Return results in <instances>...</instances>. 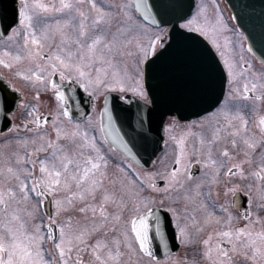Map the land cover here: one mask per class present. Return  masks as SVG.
I'll return each mask as SVG.
<instances>
[{
    "label": "snow or ice",
    "instance_id": "obj_1",
    "mask_svg": "<svg viewBox=\"0 0 264 264\" xmlns=\"http://www.w3.org/2000/svg\"><path fill=\"white\" fill-rule=\"evenodd\" d=\"M236 19L218 0L0 5V264H159L169 229L172 264H264V5L259 55ZM78 89L98 116L74 114ZM124 101L141 131L121 133ZM154 115L146 167L129 141Z\"/></svg>",
    "mask_w": 264,
    "mask_h": 264
},
{
    "label": "water",
    "instance_id": "obj_2",
    "mask_svg": "<svg viewBox=\"0 0 264 264\" xmlns=\"http://www.w3.org/2000/svg\"><path fill=\"white\" fill-rule=\"evenodd\" d=\"M230 9L232 10V14H235L237 16V19L234 20L236 25H240L242 30L247 34L248 32H253L256 36L255 41L253 42L254 51L257 52V54H260L261 48H260V24L258 20V14L260 7L264 5V0H225ZM12 3V0H0V5H10ZM4 87V81L3 79H0V90H2ZM84 93V92H83ZM19 95V94H18ZM115 94H113V100L110 102V107L112 104H115L116 101L114 99ZM131 99V98H130ZM121 107L119 109H114L113 116L115 118V121L117 125L119 126L121 123H123V127L120 128L121 133H129L135 130L136 132L141 131L137 128V113L138 108L136 103L133 102H120ZM69 104L71 105V109L73 110L74 114L79 115V110L82 108L81 105L78 106V98H72L69 101ZM85 110V109H84ZM86 111V110H85ZM87 112V111H86ZM142 115L147 117V109H143L141 112ZM184 119L190 118L187 115L183 116ZM148 121L145 119V126H147ZM159 127V117L158 115H154L153 121H152V130L151 134L147 140V142H144L143 140L133 144L130 140V146L131 150L137 154V157L140 158V162L144 164L146 167L151 166V159H154L155 157L152 155L153 151L158 155L160 148L156 147L154 143V138L156 136H162V131L158 130ZM125 139H129L127 135L124 137ZM171 236L169 235V238ZM170 247V246H169ZM164 249V248H159ZM154 254L158 257L162 256V252L154 251Z\"/></svg>",
    "mask_w": 264,
    "mask_h": 264
},
{
    "label": "flooded vegetation",
    "instance_id": "obj_3",
    "mask_svg": "<svg viewBox=\"0 0 264 264\" xmlns=\"http://www.w3.org/2000/svg\"><path fill=\"white\" fill-rule=\"evenodd\" d=\"M0 72L3 73V75L7 78H11V74L9 71L0 66ZM17 85L21 87V90L25 92L27 95L26 90L23 88L21 81L18 79L16 81ZM75 97H78L80 100L78 101L81 103V107L85 109H89V112H94L97 116L99 115V108L103 106V97H98L95 100L93 98H88V96L83 95L79 90L77 91V94L74 95ZM93 104L96 105V108H93ZM50 107V105L42 104L41 111H45ZM81 112L83 110H80ZM231 194H229L230 196ZM221 199H223V196H221ZM241 202L244 203L243 194H241ZM161 211H164L163 209ZM169 235L171 236L169 238L170 240V251L166 252L165 249H154V251H157V253L160 251L162 252L161 257H157V260L159 261V264H172L174 260L180 259L185 252V249L183 246L179 245L178 241L173 238V231L172 229H169ZM147 259V258H146Z\"/></svg>",
    "mask_w": 264,
    "mask_h": 264
},
{
    "label": "rangeland",
    "instance_id": "obj_4",
    "mask_svg": "<svg viewBox=\"0 0 264 264\" xmlns=\"http://www.w3.org/2000/svg\"><path fill=\"white\" fill-rule=\"evenodd\" d=\"M221 8L223 9L225 17H231V12L227 4L224 2V0H218ZM230 23L233 25V23L230 20Z\"/></svg>",
    "mask_w": 264,
    "mask_h": 264
}]
</instances>
